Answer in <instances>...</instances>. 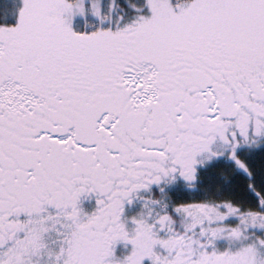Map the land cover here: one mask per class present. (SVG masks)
<instances>
[{
	"label": "snow or ice",
	"instance_id": "obj_1",
	"mask_svg": "<svg viewBox=\"0 0 264 264\" xmlns=\"http://www.w3.org/2000/svg\"><path fill=\"white\" fill-rule=\"evenodd\" d=\"M0 264H264V0H0Z\"/></svg>",
	"mask_w": 264,
	"mask_h": 264
}]
</instances>
